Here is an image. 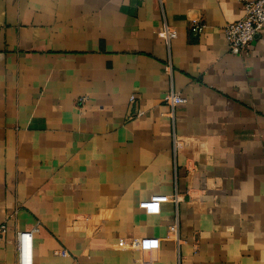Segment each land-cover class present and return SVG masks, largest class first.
Here are the masks:
<instances>
[{
  "label": "crops",
  "instance_id": "1",
  "mask_svg": "<svg viewBox=\"0 0 264 264\" xmlns=\"http://www.w3.org/2000/svg\"><path fill=\"white\" fill-rule=\"evenodd\" d=\"M245 1L0 0V264L36 226L33 264H264V29L245 56L224 31Z\"/></svg>",
  "mask_w": 264,
  "mask_h": 264
},
{
  "label": "built area",
  "instance_id": "2",
  "mask_svg": "<svg viewBox=\"0 0 264 264\" xmlns=\"http://www.w3.org/2000/svg\"><path fill=\"white\" fill-rule=\"evenodd\" d=\"M204 25H200L198 22H194L193 30L201 32L204 29ZM264 29V0H246L244 3V16L243 18L228 23L224 27L225 37L229 46V50L233 54L248 55L250 53V47L254 41L256 35ZM163 37L169 42L177 37V32L170 26L166 25L162 31ZM167 70H171V65L167 66ZM135 100V96L131 97V101ZM163 101L171 108V114L173 116L174 110L180 104L186 102V99L180 95L174 89H171L165 96ZM142 111L138 110L136 115H141ZM174 152L177 153L178 149L182 146L181 140L177 133L173 135ZM180 195L175 194V200H179ZM177 223L170 226V231L177 232ZM39 231V227L36 226L32 230L18 231L16 233V245L18 264H33L34 242L33 237L35 232ZM8 232V226L6 223L0 224V247L6 241ZM66 254V252H63Z\"/></svg>",
  "mask_w": 264,
  "mask_h": 264
}]
</instances>
